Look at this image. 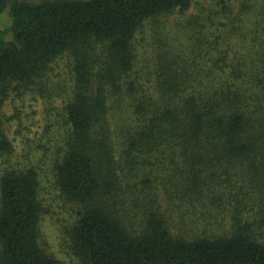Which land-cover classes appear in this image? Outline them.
Masks as SVG:
<instances>
[{"label": "trees", "instance_id": "obj_1", "mask_svg": "<svg viewBox=\"0 0 264 264\" xmlns=\"http://www.w3.org/2000/svg\"><path fill=\"white\" fill-rule=\"evenodd\" d=\"M228 1L220 0L225 10ZM193 2L0 0V16L8 12L10 19L0 25V264H64L40 242L41 168L12 159L3 107L13 93L43 92L53 65L66 55L69 85L51 96L61 98L56 123L63 131L51 173L78 207L67 230L77 264H264V128L256 116L262 106L247 101L245 74L234 67L230 74L214 72L213 63L164 48L152 79L135 73L142 26L184 14ZM120 97L130 99L134 118L119 133L117 157L108 114ZM165 158L181 161L188 195L236 192L228 229L173 232L156 202L145 205L139 226L120 214L125 167ZM248 201L263 207L245 216Z\"/></svg>", "mask_w": 264, "mask_h": 264}, {"label": "rangeland", "instance_id": "obj_2", "mask_svg": "<svg viewBox=\"0 0 264 264\" xmlns=\"http://www.w3.org/2000/svg\"><path fill=\"white\" fill-rule=\"evenodd\" d=\"M227 7L225 10L220 0H194L184 14L175 12L146 22L134 42L135 73L142 80L152 79L154 59L161 48L185 59L195 58L201 65L213 63L214 72L222 68L230 74L233 67L237 68L245 74L242 90L247 101L253 109L257 104L262 106L256 116L264 128V0H229ZM9 23L6 12L0 16V25ZM70 79L71 61L66 55L53 65L43 92L13 93L3 112L8 119L5 131L14 148L12 159L41 168L44 214L40 242L64 264H77L67 230L76 220L78 207L62 196L51 173L52 158L58 151L59 136L63 132L56 123L62 122L58 116L61 98L51 96L57 86L69 85ZM130 104L127 97L115 98L110 104L108 122L117 157H120V134L126 132L134 118ZM51 122L53 126L49 127ZM152 161L125 167V176L118 189L120 214L127 215L132 226L140 225L145 205L156 202L173 232L220 234L228 229L230 214L237 204L234 201L236 192L232 190L227 198L210 193L188 195L185 189L187 177L179 159V162L170 158ZM246 203L245 216H251L263 207L253 201Z\"/></svg>", "mask_w": 264, "mask_h": 264}]
</instances>
